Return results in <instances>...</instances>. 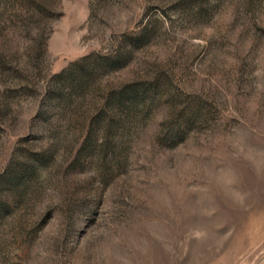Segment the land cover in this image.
Masks as SVG:
<instances>
[{
	"label": "rangeland",
	"instance_id": "obj_1",
	"mask_svg": "<svg viewBox=\"0 0 264 264\" xmlns=\"http://www.w3.org/2000/svg\"><path fill=\"white\" fill-rule=\"evenodd\" d=\"M0 264H264V0H0Z\"/></svg>",
	"mask_w": 264,
	"mask_h": 264
}]
</instances>
